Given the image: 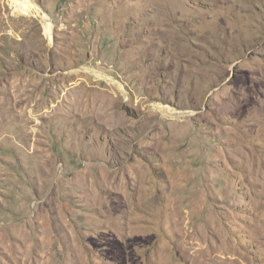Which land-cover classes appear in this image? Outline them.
<instances>
[{"label": "rangeland", "instance_id": "rangeland-1", "mask_svg": "<svg viewBox=\"0 0 264 264\" xmlns=\"http://www.w3.org/2000/svg\"><path fill=\"white\" fill-rule=\"evenodd\" d=\"M32 2L52 41L0 0V264H264V0Z\"/></svg>", "mask_w": 264, "mask_h": 264}, {"label": "bare ground", "instance_id": "bare-ground-1", "mask_svg": "<svg viewBox=\"0 0 264 264\" xmlns=\"http://www.w3.org/2000/svg\"><path fill=\"white\" fill-rule=\"evenodd\" d=\"M25 1L28 4V8L30 11L35 12L37 16H39L41 19H43L47 22V24L45 26V35L52 41L54 38V33H53L54 24H53L51 16L47 12H45L39 5L32 2V0H25ZM80 70L82 71V69H80ZM76 72L79 73V70ZM83 72H85L89 75L95 74L99 79L108 80V81H110L111 84L116 85V87L121 89L123 92L125 91L124 86L120 82H118L114 78H112V77H110V76H108L102 72H99L95 69H91V68L86 67V66L83 67ZM89 79H91V78L89 77ZM89 82H91V81H89ZM158 111L164 115H170V116H176V115H178L177 113H179V111L167 109L166 106H164V105H159Z\"/></svg>", "mask_w": 264, "mask_h": 264}]
</instances>
